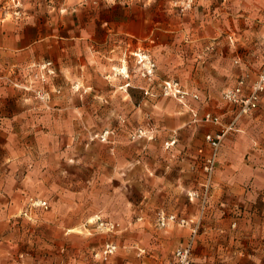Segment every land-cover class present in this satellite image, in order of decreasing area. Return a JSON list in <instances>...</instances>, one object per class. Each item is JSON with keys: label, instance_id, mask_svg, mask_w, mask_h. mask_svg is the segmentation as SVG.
Listing matches in <instances>:
<instances>
[{"label": "rangeland", "instance_id": "1", "mask_svg": "<svg viewBox=\"0 0 264 264\" xmlns=\"http://www.w3.org/2000/svg\"><path fill=\"white\" fill-rule=\"evenodd\" d=\"M263 11L0 0V264H264Z\"/></svg>", "mask_w": 264, "mask_h": 264}, {"label": "built area", "instance_id": "2", "mask_svg": "<svg viewBox=\"0 0 264 264\" xmlns=\"http://www.w3.org/2000/svg\"><path fill=\"white\" fill-rule=\"evenodd\" d=\"M166 88L169 89H175L178 91V93H182L180 89V85L175 82H168L166 83ZM188 93H185L183 97L187 96ZM240 94H242V89L238 87L235 92H233L230 95H227V98L230 99V101L235 102L236 104H239L242 107V114H250L251 112L255 111L260 103L262 98L264 97V68L261 70V72L258 75V79L255 82L253 86V90L246 98L242 97L240 98ZM196 98L197 95H195ZM205 119L207 122H211L214 124H221V119L218 116H215L211 113H208L205 115ZM226 135V130H222L218 135L213 134H207L205 137L206 144L210 146L213 149H217L221 143L222 138ZM46 202H44L41 206L46 207ZM116 248L108 245L105 249V254H112ZM176 258L178 264H192L191 261V248L185 247L182 249H179L176 252Z\"/></svg>", "mask_w": 264, "mask_h": 264}, {"label": "crops", "instance_id": "3", "mask_svg": "<svg viewBox=\"0 0 264 264\" xmlns=\"http://www.w3.org/2000/svg\"><path fill=\"white\" fill-rule=\"evenodd\" d=\"M249 1H251V2H263V3H264V0H249ZM258 14H260V13H257L256 11H253V12L250 13V15L253 16V18H256V17L258 16ZM259 18H262L263 21H264V11H263L262 15L259 16ZM263 24H264V23H263ZM261 29L263 30V33H264V25H262V27L260 28V30H261ZM123 258H129V257L126 256L125 253L122 254V255H119L118 257H116V259H117V261H118L119 263H121V264H123V263H128V261H125L126 259H123ZM150 258H154V256H151ZM127 260H128V259H127ZM142 263L145 264V260H144V262H142Z\"/></svg>", "mask_w": 264, "mask_h": 264}]
</instances>
